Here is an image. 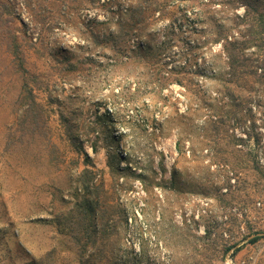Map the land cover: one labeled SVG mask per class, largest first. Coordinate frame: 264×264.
Returning a JSON list of instances; mask_svg holds the SVG:
<instances>
[{"label":"rangeland","instance_id":"374dc122","mask_svg":"<svg viewBox=\"0 0 264 264\" xmlns=\"http://www.w3.org/2000/svg\"><path fill=\"white\" fill-rule=\"evenodd\" d=\"M4 1L21 33L57 25L26 51L41 87L32 137L29 123H17L21 74L0 40V264H264V238L248 241L264 232V169L254 167L264 164V83L241 81L236 98L223 91L226 58L211 45L233 21L223 0H159L142 35L160 46L149 69L107 64L86 40L84 24L109 10L99 0ZM64 6L69 14L60 16ZM65 57L78 68L70 81ZM111 150L122 170L111 167ZM85 164L101 183L94 230L77 207Z\"/></svg>","mask_w":264,"mask_h":264},{"label":"trees","instance_id":"16d2710c","mask_svg":"<svg viewBox=\"0 0 264 264\" xmlns=\"http://www.w3.org/2000/svg\"><path fill=\"white\" fill-rule=\"evenodd\" d=\"M53 1L56 3L63 0ZM99 1L101 6H106V9H109V14H107L108 11L107 13L95 12L91 16L90 21L84 24L85 32L87 31L91 35V40L87 38L86 40L99 47L102 54L106 57L107 64H111L112 66L131 63L134 66L141 65L149 69V66L155 65L159 59V55H161L159 52L160 46H156L155 44L152 46L150 43L146 44L142 41V35L143 30L152 24L155 14L158 11H162L161 2L159 0ZM220 5L222 9L232 13L233 21L226 30H219L217 32L211 45L218 43L221 45L220 50L226 58L227 69L222 74V77L226 75L224 81L222 79V88L228 96L236 98L238 92L234 86L238 87L241 81L251 80L254 85H259L260 83V85H263L262 83H264V0H223ZM241 6H244L243 14L237 12V9ZM67 9L68 6L61 7L60 16L69 14ZM12 11H14L13 4L0 0V40L6 44L15 66L21 74L20 100L23 101L24 111L17 123L19 126H23V129L26 127V123H29L30 126L26 128L30 137H32V134H38L40 125L39 120L42 107L35 97V90L41 87L32 82L36 81L37 75L32 73L27 67L28 58L26 51L29 48H33L36 51L37 45L45 41L44 33L47 30L53 29L57 23L48 24L45 31L42 25L38 27L35 24L33 30L36 31L37 37H34L32 34L28 35L25 31L21 33L17 30L19 26H16L14 23V18L11 16ZM100 15H103L104 18L100 19ZM21 23L26 24L22 20ZM58 24L61 23L58 22ZM253 47L255 48L251 50ZM52 52L53 54L56 53L55 50ZM62 62L67 63L63 71V78L70 81L73 79L72 73L78 70L76 62L69 57H65ZM97 62V66L104 65L101 60ZM158 67L162 70L161 66ZM154 68H151V71ZM160 73L161 71L153 70L151 76H156ZM176 81L181 83L185 90L195 91L197 87L195 83H192L191 78L185 80L179 78ZM253 89L250 90V93L257 90V88ZM44 90L49 91V99L52 101L53 96L51 95L49 86L44 88ZM69 97L72 98L74 96L70 94ZM107 132V130L104 131L106 138L109 137ZM261 137L262 135H258V140ZM93 150L98 151L97 145L93 144ZM81 152L84 160L91 162V156L87 151L82 149ZM109 154L111 157V167L116 170H122L123 167L120 168L113 162L115 159L117 160V155L112 150ZM120 157H122L121 154H119ZM254 167L258 171H261L264 169V164H261L257 160ZM93 179L94 176L91 168H89L88 164H85V167L79 172V180L82 183V187L81 190L77 191V196H81V192H83V195L77 207L82 208L86 213L83 225L88 230L91 227L93 230L97 228V223L91 221L93 215H96L97 219L99 215V224L102 225L99 208L100 196L98 194L101 183H94ZM91 195L95 197L92 198ZM77 229L76 227H72V230L75 232H77ZM252 235L253 237L248 239L250 243H256L261 238H264L263 231L254 232ZM96 239L95 237L93 241L96 242ZM87 242L88 240L86 244ZM237 243L230 247L234 248L233 253L240 249V246L235 248Z\"/></svg>","mask_w":264,"mask_h":264}]
</instances>
